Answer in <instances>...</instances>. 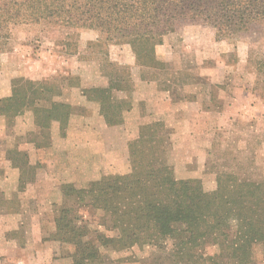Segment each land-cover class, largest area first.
I'll return each instance as SVG.
<instances>
[{
  "label": "trees",
  "instance_id": "obj_1",
  "mask_svg": "<svg viewBox=\"0 0 264 264\" xmlns=\"http://www.w3.org/2000/svg\"><path fill=\"white\" fill-rule=\"evenodd\" d=\"M180 19H201L216 38H230L264 22V0H0V45L18 24L90 29L98 32L100 45L129 46L135 64L146 69L141 77L154 80L165 69L156 47ZM53 86L16 78L11 95L0 98V116L7 126L27 109L33 112L41 130V140H31L36 147L50 146L45 130L57 120L64 131L73 112L70 105L53 99L59 94ZM118 87L111 82L105 88L83 90L99 102L109 125L122 122L120 102L110 101L111 90ZM159 126L141 125L129 141V172L106 174L80 188L61 185L63 204L56 210L53 239L71 245L67 264H103L102 248L162 249L167 241L172 264H264V178L219 171L211 191L204 190L199 179L177 178L160 156L165 155L167 135ZM9 153L12 164H27L26 152L14 148ZM84 211L99 213L97 225L113 235L92 228L82 219ZM210 247L212 253L207 252Z\"/></svg>",
  "mask_w": 264,
  "mask_h": 264
},
{
  "label": "rangeland",
  "instance_id": "obj_2",
  "mask_svg": "<svg viewBox=\"0 0 264 264\" xmlns=\"http://www.w3.org/2000/svg\"><path fill=\"white\" fill-rule=\"evenodd\" d=\"M174 24L173 31L167 33L162 44L156 47L159 59L165 62V69L159 71L160 75L154 80L141 77L146 69H141L135 64L129 46L100 45L103 40L101 41L98 32L94 30L52 28L43 24H18L13 26L7 43L0 45V98L11 95L12 81L21 77L40 82L44 86L46 84L41 80L50 81L56 91L59 90V94L53 96V99L58 102H64L61 100L63 92L61 86L65 82L69 81L72 86H78L80 76L93 77L101 69L108 77L109 84L106 87L111 82H117L119 87L116 89L129 86L133 69L137 70L143 84L152 81L155 89H164L171 86L167 81L169 80L168 72H172L176 79L181 82L190 80L186 84L187 87L192 86L191 82L206 80L210 77L219 81L212 90L214 98L211 104L218 108L210 116L211 119H205L207 118L205 116L200 117L198 118L200 124L197 125L196 123L191 126L195 130L192 131L193 134L196 133L195 137H203L204 139L188 142L184 136L182 140L186 144L185 148L183 146L180 150H173V146L170 145L169 150H167V146H165V155L160 154V156L167 157V160L170 159L174 162L170 165L173 168L175 177L199 179L206 191L215 188L217 169H233L234 166L235 170L239 172L263 175L264 101H259L257 98L264 99L262 98V94H264V22H255L247 30L238 32L230 38H216L214 29L206 25L201 19H180L176 20ZM227 76H233L237 79H233L236 81L231 84V81H225ZM233 86H239L249 92L256 106L249 109V112L244 111L237 115L234 120L229 121V118L222 113L221 109L224 106L223 102L226 101L224 98L225 93L233 90ZM112 90L110 101L115 100V93ZM142 90L146 91L150 88H142ZM131 91L127 92L128 97L125 101L119 103L122 106L120 113L122 122L126 120V131L129 135L125 161L111 164L101 162L99 164L95 160L90 162L89 170L86 173H83L79 167L66 171L59 170L56 166L52 171V175L56 180H52V186L48 189L51 193L45 196L46 200L43 199V203H40V201L27 202V196L31 194H23L28 183L34 180L40 164L31 165L29 162L25 164L23 160H19L14 162L13 165L11 160L8 159V156L12 155V153H9L11 149L20 148L21 151L23 141H31L33 137H37L38 141L41 140V130L38 129V132H35L39 125L36 124L37 128L35 129L25 128V112L31 111L29 109L17 116L12 126H7L4 118L0 116V176L6 175L3 183L0 180V187H4L2 191L0 188V214H11L14 211H20L22 207H28L29 211H26L28 216L32 211H35L37 217L41 216V243L43 249L49 252L46 259L45 255L41 258V260L44 259L41 264H67L69 260L67 253L72 251L71 245L61 244L53 239L56 210L63 204L60 191L61 185L63 183H73L80 188L87 185L89 181L97 180L106 174L129 172L128 143L131 139L137 137L139 126L148 124L135 125L136 115L131 114L128 110L131 107V102L137 99L138 94ZM120 94L121 92L117 93L118 96ZM83 95L85 94L83 93ZM86 98L93 100L87 96ZM202 106L203 108L207 107L204 103H202ZM74 110H78V108L73 107ZM124 110L130 113L125 114V119ZM122 122L119 124H122ZM154 122H158L159 127H163L164 130L161 133L166 137L168 132V130L165 131L168 127L166 120L159 118ZM52 129L57 132L59 138L67 140L66 143H69L66 137L70 134V144H76L82 139V135L86 140L91 139L95 143L94 146L97 144V139L93 137L88 125L70 124L68 119L67 128L61 131L59 121L53 120L50 127L45 130L50 134V138H52L54 132ZM176 143L177 141H175ZM198 143H201L200 146H208L213 151L210 156L211 159H208V162L204 161L203 165V158L199 159L198 155H192L190 152V150L197 147ZM188 145L190 146L188 147ZM66 147V145L61 147L56 145L57 149L66 150ZM215 150H217L216 153ZM93 151H95V147ZM48 156L53 155L48 152L45 157L48 158ZM2 158L4 161L7 159L9 162L8 170L5 168L7 164L2 162ZM161 160L163 159H160L159 162ZM159 162L156 165H159ZM226 165L230 167L228 168ZM13 169H15V172L12 171ZM5 171H7V174H4ZM192 174H197L199 177H190ZM33 175L34 178L30 179ZM23 182H25L24 187L20 188L19 185ZM55 185H57V188L54 190ZM28 187L30 188L31 184ZM40 195L38 194L36 199H40ZM3 218L6 219L5 224H8L7 216ZM82 219L92 228L113 235V232L97 225L101 220L99 213L84 211ZM11 236L17 239L12 242L16 248L21 245L23 235L21 237V229H18L10 231L6 235H1L0 246ZM207 252L212 253L213 247L207 248ZM30 253L29 251L27 253L29 258H31ZM102 253L104 256L103 264H172L171 241H167L166 246L162 249L146 245L142 247L134 245L123 250L102 248ZM29 258L23 260V264H38V260ZM0 264H21V250L18 249L15 252L11 249L7 257H0Z\"/></svg>",
  "mask_w": 264,
  "mask_h": 264
},
{
  "label": "crops",
  "instance_id": "obj_3",
  "mask_svg": "<svg viewBox=\"0 0 264 264\" xmlns=\"http://www.w3.org/2000/svg\"><path fill=\"white\" fill-rule=\"evenodd\" d=\"M132 71V84L130 83L129 86L125 88H115L112 92L115 93V101L119 102L125 101L128 97L127 92L131 90V92H137L138 97L135 100L133 96L134 102H131V107L128 110L131 114L136 115L135 125L151 123L159 118L165 119L168 126H166L168 130L166 142L167 150H169L170 145L173 146V150H180L183 146V148H185L186 144L182 140L184 136L188 142L194 140L199 141L198 139L201 138L204 139L203 137H195L196 133H192V131L195 130H193L191 126L196 123L197 125L200 124V120L198 118L205 116L207 117L205 119H211L210 116L215 113V109L218 107L211 105L214 98L212 90L216 87V84L219 83V81L208 77L206 80L191 82L192 86L187 87L186 84L190 80L181 82L179 79H176L172 72H168L169 80L167 81L171 84V86L164 89H155L153 88L154 85L152 81L149 83L145 82V84H143V81L138 76L137 70L133 69ZM80 78L78 86H72L69 81L65 82L61 86L63 91L61 100L70 105L72 108H78V110H74L70 114L69 123L88 125L93 137L97 139V144L94 146L93 144L95 143H93L91 139L86 140L84 135L81 136L82 139L79 140L80 142L78 141L76 144H70V134L66 137L69 143H66L67 140L65 141V139L59 138L54 129H52L54 132L51 138V146L48 148L36 147L32 141H23L21 143V151H25L27 153L29 164H40L34 180L28 183V185L31 184V187L29 188L27 185L25 188L26 191H23L24 195L31 194L30 196H27V202L35 203L36 201H40V203H43V199L46 200L45 196L48 193H51L48 189L52 186V180H56V178L52 175V171L56 166L57 169L66 171L79 167L82 169L83 173H86L89 170L90 162H94L95 160H97V163L99 164L101 162L104 164H111L125 161L127 158V141L129 140V135L126 131V120H123L122 124L119 125H108L105 118L100 113L99 103L87 99L82 93L85 89L106 87L109 84L107 75L103 72V69H101V71L93 77L80 76ZM233 79L237 78L227 76L225 81H231V84H233L236 81ZM41 81L45 84H51L48 80ZM142 88H150V90L143 91ZM118 92H121L119 96L117 95ZM224 96L223 97L226 101L223 102L224 106L221 111L225 114V116H227V118H229V121L234 120L237 115L244 111L249 112V109L256 106L251 99V94L239 86H233V90L225 93ZM262 96V98H264L263 94ZM257 100L264 101V99L261 98H257ZM202 103H204L207 107L203 108ZM130 113L124 110V119L125 114ZM25 128H37L32 111L25 112ZM38 129L39 128H37L35 132H38ZM175 141H177L176 144ZM56 145L58 147L66 145L67 147L65 148L66 150L57 149ZM200 145L201 143H198L197 147L190 150V152L192 155H198L199 159L203 158V165L204 161L208 162L211 159L210 156L213 154V151L206 145ZM189 146L190 145H188V147ZM94 147L95 151H93ZM48 152H51L53 156H48V158H46L45 154ZM216 152L217 150H215V153ZM165 159V162L169 165L174 163L173 161H170V159L167 160V157ZM194 159L195 156L193 157V162ZM2 160L3 163L7 164L5 168L8 170L9 162L7 159L4 161L2 158ZM226 166H228V168L230 167L229 165ZM235 169L236 168L234 166L233 169H217L216 173L224 171L235 173L239 178H264V174H249L243 171H236ZM12 171L15 172V169ZM4 174H7V171H5ZM5 177L6 175L0 176L2 183L4 182ZM190 177H199V175L192 174ZM0 188L1 191L4 189V187ZM56 188L57 185H55L54 190ZM38 194H41L40 199H36ZM24 204L22 205L24 206ZM26 211H29L28 207H22L20 211H14L11 214H0V216H2L0 217V236L6 235L8 232L18 229H21V237L23 235L21 245H18L17 248L13 245L14 243H12L17 239L12 236L8 237L4 241V244L0 246V257H7L11 249L15 252L19 249L21 250V264H23V260L29 258L27 257L28 251L31 252V258L29 259L38 260L39 262L37 263L41 264L44 260H41V258L45 255L46 259L49 255V252L43 249L44 247L41 243V216L39 215V217H37L35 211H32V213L30 212L28 216ZM5 216H7L8 224H5L6 219L3 218ZM18 242L20 244L19 240Z\"/></svg>",
  "mask_w": 264,
  "mask_h": 264
}]
</instances>
